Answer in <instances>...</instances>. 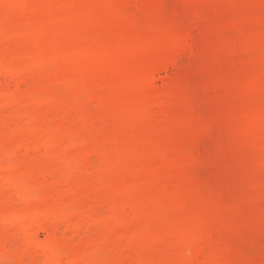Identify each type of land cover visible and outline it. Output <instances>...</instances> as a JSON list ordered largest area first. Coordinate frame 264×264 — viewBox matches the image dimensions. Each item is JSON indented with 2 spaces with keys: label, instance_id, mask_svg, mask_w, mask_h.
<instances>
[{
  "label": "rangeland",
  "instance_id": "374dc122",
  "mask_svg": "<svg viewBox=\"0 0 264 264\" xmlns=\"http://www.w3.org/2000/svg\"><path fill=\"white\" fill-rule=\"evenodd\" d=\"M0 264H264V0H0Z\"/></svg>",
  "mask_w": 264,
  "mask_h": 264
}]
</instances>
